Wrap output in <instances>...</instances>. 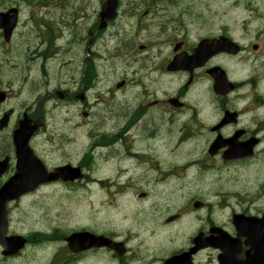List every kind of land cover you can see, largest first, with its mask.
Here are the masks:
<instances>
[{
    "label": "flooded vegetation",
    "instance_id": "af4514ba",
    "mask_svg": "<svg viewBox=\"0 0 264 264\" xmlns=\"http://www.w3.org/2000/svg\"><path fill=\"white\" fill-rule=\"evenodd\" d=\"M217 1L223 6L214 4V0L122 2L116 18L106 22L103 27L99 20L103 0H92L88 7H67L69 0H0V14L11 15L15 10L17 15V22L8 42L3 41L0 30V90L5 89L10 93L9 100L0 104V118L8 113L10 126H15L22 118L24 108L32 109L33 103L37 104L39 92L52 97L53 92L46 89L45 84L39 87L36 75L42 74L46 78L56 69L57 74L60 73L63 64L62 49L79 45L81 39L73 40L79 31L81 36L87 35V44L92 38V42L81 52L86 77L80 80L78 90L71 85L65 87L64 92L68 101L73 104L79 90H83L81 115L87 116L85 121L89 123L95 119L93 109L97 104L91 106L89 97V93L94 89V86L89 88L90 80L97 71L95 60L99 58V53L95 52L93 45L94 36L96 38L103 35L102 30L114 24L119 32L118 36L122 34L123 45L127 47L132 39V46L123 54L127 64L120 65L122 70L119 73H112L117 76L113 84L121 83V88H125L132 83V76L140 73L142 85L143 79L146 78L144 85L146 95L132 108L126 102L116 101L120 103L117 108L109 109L106 113L97 112L96 121L99 128L92 132L91 137L89 134L87 137L92 143L90 149L93 147L99 150L110 149L109 154L100 153L103 167H111L112 172L119 170L116 153L120 151L124 139L127 140L125 136L133 130L138 138L144 139L141 129H145L149 134L148 140H154L160 130L167 136L173 135L175 131L188 137L192 134L206 133L204 142L213 165L222 170L225 163L229 165L236 162L246 168H252V173L255 174L254 168L264 156V73H262L264 35H258V38H262V43L255 41L247 45L233 38L230 28L236 23L219 21L221 16L218 15L217 18L214 9L217 8L220 14L224 15L229 8L225 0ZM63 2L65 5L62 6ZM55 3L59 7L57 14H61L57 18L54 17ZM251 16L264 18V8ZM82 25L91 27L88 29ZM219 37L231 39L239 46V51L233 55L225 52L209 55L197 64L185 62V59L193 56L201 40L212 41ZM50 52L55 54L51 57ZM175 57H180V60L171 62ZM136 58L139 60L136 61ZM258 58L263 63L262 66L256 65ZM238 69L245 73L240 80L234 76ZM222 72L234 85L233 91L225 95L214 92L215 77ZM13 89L22 93L28 90V99L23 106L22 99L16 103L18 108H13V105L9 104ZM121 90L117 89L115 92L119 93ZM109 91L114 97L112 94L114 87ZM122 110L130 112L132 116L120 114ZM97 131H100V134ZM229 141L242 149L241 153L230 158L227 157ZM5 142L6 144L0 138V158L9 157L10 163L0 178V188L15 173L12 145L7 140ZM213 142L222 149L210 155L208 151ZM245 143L253 144L251 152ZM80 151L81 149H75L76 154ZM139 154L146 159L150 157L143 153ZM171 158L169 167L173 172H177V168L173 167L175 157ZM146 159L142 160L140 157L137 162L132 159L130 166L132 173L130 171L128 184L131 188L140 186L146 189L149 186L145 172L157 169L158 165L148 164ZM97 165L99 168L102 167ZM132 176L135 177V181L132 180ZM224 195H228V192ZM15 203L8 202L10 205ZM211 227L200 235L208 236ZM129 234L130 232H126L124 237ZM136 236L137 233L134 232V237L129 238L132 252L125 255L117 256L109 251H105L104 254L102 250H91L78 255L67 254L65 261L76 262L83 257L97 254L98 258L110 264H150L146 259V252L138 245L139 241H135ZM28 241L31 242L29 239ZM124 242L128 244L126 240ZM203 251L205 254H211V251L206 250L199 252ZM191 258L193 264H202L195 255Z\"/></svg>",
    "mask_w": 264,
    "mask_h": 264
},
{
    "label": "rangeland",
    "instance_id": "374dc122",
    "mask_svg": "<svg viewBox=\"0 0 264 264\" xmlns=\"http://www.w3.org/2000/svg\"><path fill=\"white\" fill-rule=\"evenodd\" d=\"M234 1V0H230ZM239 4H241L242 8L245 9L244 1L239 0ZM214 4L218 6H223L217 0H214ZM216 9V8H215ZM261 8L256 10L255 12H260ZM237 7L231 6L230 16L225 19V21H229L230 23H242L240 21L241 18H237ZM253 15V14H251ZM249 15L250 17H253ZM248 16V14H246ZM243 16L246 19L247 17ZM249 17V18H250ZM252 21L248 26V31L246 34H237L236 39L239 40L243 45H247L248 43L252 42H259L262 43V38H258V35H264V22H261L259 19L251 18ZM224 21V20H221ZM86 26L88 29L91 27L89 25H82ZM117 27L113 29H104L103 31V38L98 40L94 48L96 49V53H103L105 56L112 53H118L119 45H120V36H116ZM86 34V31H84ZM85 43L78 49V54L76 57L81 56V49H85L87 46V35ZM77 39H84V36L79 35V31H77L73 40ZM132 43V39L130 40ZM123 54L125 53L122 50ZM264 55V51L262 53ZM143 56V55H142ZM102 59H106L102 57ZM102 59H96L95 65L98 66L99 64L103 63L104 68L111 65V59L119 64V71L122 70V66L126 65L127 61L123 55H118L116 58H111L107 62ZM139 58H136V61ZM264 62V56L262 57ZM120 61V63H119ZM62 69L60 71L59 76L62 80V90L65 87H71L75 90H78L81 83V76H80V66L79 61L75 64L73 63H66L62 61ZM139 64V62H138ZM261 61H256L257 66H262ZM141 66V65H140ZM135 70V69H133ZM262 73H264V68L262 67ZM97 76H99V82L95 85V88L89 93L90 102H95L96 105L95 109H93V113L95 115V119L90 122L92 131H96L99 128V123L96 121V114L97 112L106 113L109 109L117 108L119 106V102H126L129 104L130 108L134 106L135 103L142 101L145 97L146 92L144 85L146 84V78L143 79V85L141 84L140 73H137L132 76V83L125 88L116 93L117 90L116 85L114 86V97L111 96L109 90L113 87V83L117 80V76L112 75L110 73H99L96 71ZM240 69L236 71L235 79L240 80L242 76H244ZM37 79L44 77V75H36ZM36 78L34 81L37 80ZM55 80V79H54ZM122 81V78H119V82ZM264 81V79H263ZM39 87H42L39 85ZM69 105L67 103H62ZM57 107L54 108L53 111L55 114L58 115L61 123H66L68 121V117L74 118V122H83V118L81 117V112H79L78 107ZM129 114L132 116L130 112L122 110L120 114ZM130 116V117H131ZM51 122V121H50ZM58 125H55L54 122H51V126H49V130H55ZM79 136L83 135L82 129L78 128ZM143 131L142 135L144 139L135 140L132 145V148L135 152L143 153L149 155L150 157L146 159L145 156L139 155L142 157V160L146 159L148 164L157 163V169H150L146 171L148 184L154 183L157 181H162L164 192H167L171 199L175 200L179 203L182 194L187 193V198L193 200H199L203 198L199 193L203 190L212 191L215 189H219L220 186L216 183L215 180L210 181L206 177H199L195 181H189L188 184L184 182L185 175L182 176L181 179L178 177H170L166 176V182L162 180L163 175L169 174L173 169L168 167L167 163L171 162L172 158L170 154L174 152L175 154L179 155V160L185 161L186 156L185 150H181L179 148L180 143L178 137L175 133L171 136H167L162 130L156 133L154 140H148L147 136L148 133L145 132V129H141ZM100 134V131H97ZM134 133V131H133ZM68 152H72L68 150ZM116 163V162H115ZM128 164V162L123 163L119 162L116 164ZM125 169L130 170L129 166H125ZM256 173H252V168H246L247 177L252 179V184L247 186H253L254 193L258 191H264V186H260L259 184L264 183V156L258 162L256 167L254 168ZM206 171V168L203 166L201 169L195 171L194 173L197 174L198 172ZM97 174L100 176H107L112 178V169L111 167H101L96 170ZM132 173V170H131ZM132 180H136L134 176H132ZM223 181V180H222ZM180 182V188L179 187ZM207 184H210L213 189L207 190L205 187ZM193 186L197 187L194 188ZM234 186V185H233ZM218 187V188H217ZM238 187V186H236ZM241 186L239 188H247ZM177 189V190H175ZM173 190V191H172ZM44 192H47V195H44ZM139 192H137L136 197L138 196ZM125 200L126 197H120L117 194L108 195L106 191L100 190L99 187L96 185H91L90 190L87 191H80L76 192L71 196H63L59 194H54L53 191L44 190L41 193L31 195L29 197H24L23 200L19 203L14 205V209L12 212V220H13V229L18 232L19 234L27 235L32 232H45L49 233L53 231H59L63 235L69 234L70 232L75 231H91L95 234L102 233L105 229H111L120 240L124 238V235L129 228L132 232L137 233L135 241H139L142 234L146 233V236L141 239L139 243V247H141L142 251L150 249L151 251L157 252L161 249L160 243H162L165 239L170 238L173 241H178L177 239L180 237V228L183 225H192L191 217H184L181 219L179 225H172V224H164V222L159 223L153 229H147V223H154L156 221V215L153 210H151L152 215L146 217V213L139 212L138 214L135 213L133 210L131 203L128 204V200L122 203V200ZM165 202V200H162ZM232 205H236L237 201H231ZM99 206H106L108 209L102 212H97ZM238 209H248L249 211H263L264 212V200L263 201H248L245 203H241ZM196 212L192 211L191 216L196 217ZM229 214L225 213L224 215L216 214L214 216V220L216 222H220L222 220H227ZM49 235L52 239L56 238L54 235ZM186 237L189 235H185ZM58 240V243L61 245L60 248L55 244H50L48 246H44L43 248H39L38 246H34L30 248L27 255L19 256L18 258L14 259H0V264H50L44 261V259L51 258L54 254L63 251L62 240ZM105 254V252H103ZM44 261V262H43ZM43 262V263H42ZM70 264H106V262L98 258V255L95 256H86L81 258L76 262H71Z\"/></svg>",
    "mask_w": 264,
    "mask_h": 264
},
{
    "label": "water",
    "instance_id": "95a60500",
    "mask_svg": "<svg viewBox=\"0 0 264 264\" xmlns=\"http://www.w3.org/2000/svg\"><path fill=\"white\" fill-rule=\"evenodd\" d=\"M113 1V0H109ZM216 46L221 49V52H226L230 54H234L237 52V49L235 48V45L232 44L230 41L223 39L218 42H215ZM211 45L207 43H202L199 49L195 52L194 56L190 59H185L186 63L193 64L196 61H199L200 59H205L208 57L212 51L210 50ZM216 82V89L217 90H223V89H231L232 87L226 82L225 76L220 73L218 76L215 77ZM23 128L18 129L14 137L16 138V141L19 145L18 147V155L20 157L19 162V172L21 169L23 171L29 169L30 167L26 166L24 163L25 153L24 149L26 147V141L27 137L30 135L31 131L24 132ZM40 174L37 171H34L30 174H28L25 178L23 177V186L18 188H12L10 186H7L0 190V218H1V210H3V207L1 205H4L7 200L15 199L19 195H22L24 193H27L31 191L35 186L36 183L33 180L28 181L29 179L33 177H38ZM66 242L68 244V249L72 252H78L82 251L84 249H88L90 247H99L105 244H101V240L97 239L95 237H92L87 234H73L70 237L66 239ZM3 245L6 247V255H13L18 250L22 249L25 241L21 238H10V239H3L2 240Z\"/></svg>",
    "mask_w": 264,
    "mask_h": 264
},
{
    "label": "bare ground",
    "instance_id": "6f19581e",
    "mask_svg": "<svg viewBox=\"0 0 264 264\" xmlns=\"http://www.w3.org/2000/svg\"><path fill=\"white\" fill-rule=\"evenodd\" d=\"M249 19V17L247 18V20ZM244 22V20L242 21V23ZM36 133V131H34V134Z\"/></svg>",
    "mask_w": 264,
    "mask_h": 264
}]
</instances>
